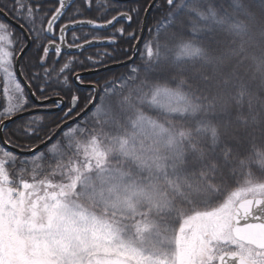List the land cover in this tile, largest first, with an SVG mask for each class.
Masks as SVG:
<instances>
[{"label": "snow or ice", "instance_id": "1", "mask_svg": "<svg viewBox=\"0 0 264 264\" xmlns=\"http://www.w3.org/2000/svg\"><path fill=\"white\" fill-rule=\"evenodd\" d=\"M0 15V264H264V0Z\"/></svg>", "mask_w": 264, "mask_h": 264}, {"label": "water", "instance_id": "2", "mask_svg": "<svg viewBox=\"0 0 264 264\" xmlns=\"http://www.w3.org/2000/svg\"><path fill=\"white\" fill-rule=\"evenodd\" d=\"M132 0H123V2L124 3H130ZM3 16V15H2ZM3 18L4 19H7V17H5V16H3ZM85 28H87V26H85ZM112 28V26L111 25H109L108 26V29H100V30H95V29H93V30H95V31H107V30H110ZM79 29V27H77V29L76 30H78ZM71 31V29L69 30V32ZM139 35H140V37H141V39L142 40H144V37H145V32L144 33H139ZM104 46H109V44H98V43H92L91 45H85V50L84 51H86V50H89V49H96V48H100V47H104ZM62 54H66V55H75V54H77L76 53V49H68L67 47H65L64 49H63V51H62ZM129 63H130V61H129ZM113 68H122V66L121 65H118V64H113V65H111ZM85 78H87V77H92L93 76V74L92 73H89V72H82L81 73ZM20 79L22 80L23 78L22 77H20ZM0 84H1V80H0ZM0 90H1V85H0ZM98 99V98H97ZM49 103H50V101H49ZM95 103V102H94ZM85 115V113H82L81 114V116H84ZM81 116H78V117H76V121H79V120H81ZM69 124H75V121H69ZM65 127L67 128L68 127V125H65ZM42 148H43V145L41 146Z\"/></svg>", "mask_w": 264, "mask_h": 264}, {"label": "trees", "instance_id": "3", "mask_svg": "<svg viewBox=\"0 0 264 264\" xmlns=\"http://www.w3.org/2000/svg\"><path fill=\"white\" fill-rule=\"evenodd\" d=\"M100 2H101V0H96V3H97V4H99ZM228 2H229V0H225V6H227V3H228ZM89 18H92V17L89 16ZM104 18H110V16H108L107 13H106L105 16H104L102 19H104ZM117 35H119V34H117ZM148 40H149V37H148V34L146 33V36H145V40H144V41L147 42ZM117 43L123 45V44L125 43V41H124L123 38H120V39L117 40ZM106 49H110V48H106ZM98 50L102 51L103 49L91 50V51H89L87 54L96 55V53H97ZM85 55H86V54H81L80 56L83 57V56H85ZM68 58H69V57H64V56H62V59H68ZM61 62H62V61H61ZM76 67L79 68L80 66H79V65H76ZM121 70H123V69H121ZM88 79H94V77H91V78H88ZM120 87H123V86L121 85ZM103 103L106 105L107 102L104 101ZM95 114H96V115H95ZM97 115H98V116H97ZM105 118H106L105 111L103 110V108H101V107L98 105L97 108H96L95 113H93V116L90 117V120H93V121H102V120H104ZM39 164H40L41 166H43V165H44V162L40 160ZM252 166H253V167H258V166H259V165H258V162H254Z\"/></svg>", "mask_w": 264, "mask_h": 264}, {"label": "rangeland", "instance_id": "4", "mask_svg": "<svg viewBox=\"0 0 264 264\" xmlns=\"http://www.w3.org/2000/svg\"><path fill=\"white\" fill-rule=\"evenodd\" d=\"M4 46H5V47H8L7 43H5ZM10 49H11V48H10ZM0 78H1V80H2V84H1V85H3V76L0 75ZM95 115H96V114H95ZM97 116H98V115H97ZM68 134H69V135H72V134H74V132H69ZM28 161H29V165H30V167H34L35 165L39 164V162H40V160H39L38 158H36V159L28 158Z\"/></svg>", "mask_w": 264, "mask_h": 264}, {"label": "flooded vegetation", "instance_id": "5", "mask_svg": "<svg viewBox=\"0 0 264 264\" xmlns=\"http://www.w3.org/2000/svg\"><path fill=\"white\" fill-rule=\"evenodd\" d=\"M0 20H4V18H3V16L2 15H0ZM77 32H78V34H79V29L77 30ZM103 34H105V35H108V34H110L109 32H102ZM68 39H69V42H71V31L69 32V36H68ZM78 43L80 42V41H77ZM13 47H14V45H13ZM101 49H103V48H101ZM9 50H11L10 48H9ZM89 51H84V52H81L80 54H87ZM50 55H51V53H50ZM63 56V55H62Z\"/></svg>", "mask_w": 264, "mask_h": 264}]
</instances>
